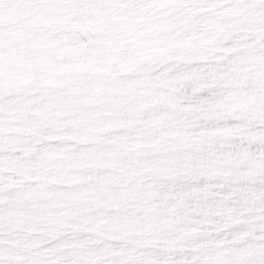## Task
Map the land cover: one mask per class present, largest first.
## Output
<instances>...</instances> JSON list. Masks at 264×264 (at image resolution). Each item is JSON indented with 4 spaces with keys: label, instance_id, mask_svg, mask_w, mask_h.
I'll use <instances>...</instances> for the list:
<instances>
[{
    "label": "snow or ice",
    "instance_id": "snow-or-ice-1",
    "mask_svg": "<svg viewBox=\"0 0 264 264\" xmlns=\"http://www.w3.org/2000/svg\"><path fill=\"white\" fill-rule=\"evenodd\" d=\"M0 264H264V0H0Z\"/></svg>",
    "mask_w": 264,
    "mask_h": 264
}]
</instances>
